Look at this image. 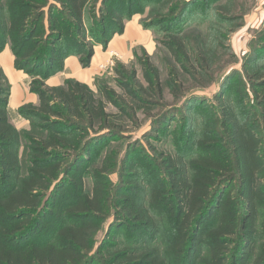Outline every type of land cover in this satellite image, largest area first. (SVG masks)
<instances>
[{"label":"trees","instance_id":"obj_1","mask_svg":"<svg viewBox=\"0 0 264 264\" xmlns=\"http://www.w3.org/2000/svg\"><path fill=\"white\" fill-rule=\"evenodd\" d=\"M158 1L0 0V52L10 47L14 67L30 76V91L39 98L19 113H30L43 129L30 140L24 175L22 133L10 120L11 86L0 68V264H264L263 48L250 58L253 71L243 64L252 103L244 80L235 76L238 87H230L226 76L215 113L199 128L182 116L167 151L149 143L150 132L166 137L179 112L157 110L167 104L165 89L148 57L140 59L141 78L133 67H114L118 89L104 80H97V90L69 78L46 83L69 56L89 67L96 45L106 49L128 20ZM196 2L142 23L161 33L159 43L186 71L195 62L201 66L180 27ZM169 84L182 88L174 78ZM138 112L150 122L145 138L152 152L141 149L142 159L135 158L132 146L122 157L117 146L100 156L108 141L138 123ZM110 214L114 221L96 247Z\"/></svg>","mask_w":264,"mask_h":264},{"label":"rangeland","instance_id":"obj_2","mask_svg":"<svg viewBox=\"0 0 264 264\" xmlns=\"http://www.w3.org/2000/svg\"><path fill=\"white\" fill-rule=\"evenodd\" d=\"M185 1H189L191 5L193 0H159L156 4L148 5L144 8V11L136 15H139L141 25L144 22L147 24L155 20L154 18L158 12L162 11L165 15L167 9L179 8ZM180 27L184 30L183 39L190 48L192 55L193 53L196 54L197 62H200L201 66L195 62L193 67H188V71L179 65L175 66V60L171 54L159 43V40L163 38L161 33L157 29H146L144 27L145 30L151 33V36L142 40L140 45L132 49L133 57H131L129 62L113 59V70L105 72V74L96 75L93 83L94 86L92 85L97 90L95 86L97 80H104V83L118 89L114 71V67L118 64L135 68L141 78L142 63L140 59L148 57L160 71V79L165 89L167 104L165 106L161 104L157 110L161 113L163 109L167 108L170 111V109L175 108L174 112L176 110L179 112L170 129L164 130L166 137L160 134L156 138V135L153 134L154 132H150L152 137L149 138V143L154 145V148H161L165 151L169 148L172 149L175 145L174 136L181 130L179 121H181L182 116L193 117L196 123L195 126L199 128L200 123L206 117H210L215 113L213 109V107H216L215 97L220 93L221 84L226 76L229 75L228 78H230L229 80L226 78L228 80L227 83L230 80L232 82L230 83V87L234 85L238 87L236 77L244 80V86L249 92L248 102L252 103L253 89H251L250 83L245 78L243 64H247V70L253 71L255 64L250 61V58L256 52L259 53L261 48L264 49V0H197L194 5L188 8L185 19ZM99 46L96 45L95 49ZM261 53L264 55V52ZM170 78H174L177 82L181 83L182 88L179 90L171 88L169 84ZM231 89V92H229L230 97L236 99L237 93H235L234 88ZM191 100H196L197 104L190 103L192 102ZM38 103L23 104L15 109L10 108V105L8 107L11 122L22 133L20 154L22 158V173L24 175L27 173L30 165L28 158L30 140L34 135L36 136L40 132H43V129L36 126V121L30 113L22 115L19 113V110L22 107L32 109V105H37ZM11 106L13 107V105ZM108 107L110 110H116L111 104ZM10 110L13 118H11ZM137 115L139 117L138 123L130 122L129 132H126L120 139L108 141L104 148L101 147L100 150L102 148L103 150L100 156H104L106 152L109 153L110 150L115 149L117 146H121V149L124 150L122 151V157L126 154L124 153L125 150L128 147L131 149L132 146V149H134L132 156L135 158L142 159L141 149L152 152L145 138L151 128L150 122L146 119V114L138 112ZM58 120L62 121L61 119ZM91 164L87 163L84 169L86 188H89L92 182L91 176L88 173V168ZM110 179L114 185L117 184L120 179V169L113 170L110 173ZM109 216L105 222L103 231L97 236L96 247L103 240L104 231L114 221V214H110ZM258 226L261 227V224L259 223ZM261 229H263V226Z\"/></svg>","mask_w":264,"mask_h":264},{"label":"crops","instance_id":"obj_3","mask_svg":"<svg viewBox=\"0 0 264 264\" xmlns=\"http://www.w3.org/2000/svg\"><path fill=\"white\" fill-rule=\"evenodd\" d=\"M149 36L151 33L141 25L139 15H134L126 22L124 32L115 35L106 49L102 45L95 49V55L89 67L83 68L77 56H69L65 60L63 71L50 77L47 80V85H62L69 78L92 86L96 75L105 74L111 70L109 66L111 60L129 62L133 57L132 49L140 45L141 41L149 38ZM0 66L6 73L11 86L10 108L15 109L23 104L39 102L38 95L30 91V76L22 70L15 69L14 55L9 46L0 53ZM101 66L104 67L101 68ZM10 113L11 118H13L11 110Z\"/></svg>","mask_w":264,"mask_h":264},{"label":"built area","instance_id":"obj_4","mask_svg":"<svg viewBox=\"0 0 264 264\" xmlns=\"http://www.w3.org/2000/svg\"><path fill=\"white\" fill-rule=\"evenodd\" d=\"M110 69L113 70V66H114V61L111 60V62L109 63ZM104 66H101V68H103Z\"/></svg>","mask_w":264,"mask_h":264}]
</instances>
